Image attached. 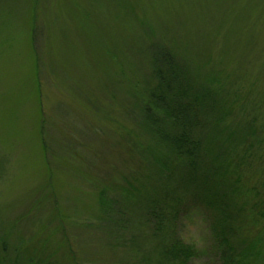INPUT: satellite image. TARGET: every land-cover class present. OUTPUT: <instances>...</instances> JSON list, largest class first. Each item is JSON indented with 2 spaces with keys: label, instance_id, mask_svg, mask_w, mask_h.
Listing matches in <instances>:
<instances>
[{
  "label": "rangeland",
  "instance_id": "1",
  "mask_svg": "<svg viewBox=\"0 0 264 264\" xmlns=\"http://www.w3.org/2000/svg\"><path fill=\"white\" fill-rule=\"evenodd\" d=\"M0 264H264V0H0Z\"/></svg>",
  "mask_w": 264,
  "mask_h": 264
},
{
  "label": "trees",
  "instance_id": "2",
  "mask_svg": "<svg viewBox=\"0 0 264 264\" xmlns=\"http://www.w3.org/2000/svg\"><path fill=\"white\" fill-rule=\"evenodd\" d=\"M158 74H161V73H159L157 71V76H158ZM162 85H164L166 88L168 87L166 82H164ZM173 99H174V104H176V105L177 104H183V103H180L181 99H179V100H177L175 98H173ZM185 100L187 101V99H185ZM169 102H170V100H169ZM168 103H167V105H168ZM186 103H189V102L187 101ZM153 104H154V107L157 109V107L165 106L166 105V100L163 99V97H161L158 101H156V102L153 101ZM167 105L165 107H167ZM168 112L170 114L172 113L171 110H168ZM227 120L228 119L226 118L224 123H222V121H220L219 119H216V121H213V125L214 126H213V128L211 130V138L213 139L214 144H215V141L217 143V140H215L216 138H218V142L220 144H222L223 146L225 144H228L227 138H228V136H229L231 131H230V128H228ZM156 122L157 121L151 122L150 125H149V128L147 130L149 132H151L153 135H155V137H156L155 139L157 140V142L159 143L160 141H162V142L167 141L169 143L171 151H174L175 149L177 150L175 152H176V154H178L177 155L178 157L180 155H188V157H190L191 156L190 155V151L193 152L196 147H194V148L190 147L191 143L188 140H182L183 139L182 135L180 137H178V138H171V139L168 138L165 135V134H167L166 133L167 132L166 129H164L162 131L160 129H156L155 128L156 126H154V125L156 124ZM239 130H241V128ZM233 138H238V137L235 135ZM155 139H153V140H155ZM250 139H251L250 140L251 141L250 144L248 143V140H247V143H246V139H244L243 143L242 144L240 143V145H238V142H237V147H234L232 145V142L228 146V147L232 146L233 152H234V154H236L235 156H236V160L238 161V163H242L243 161H245L246 157L249 155V151L248 150H250V146H251L252 141H253L252 138H250ZM181 145H182V149L186 148V150L184 151L185 153H181L180 148H179ZM225 149L227 150V147H225ZM230 150H232V149H230ZM234 154H232V155H234ZM231 171L233 172L234 169L231 168L229 172H231Z\"/></svg>",
  "mask_w": 264,
  "mask_h": 264
}]
</instances>
